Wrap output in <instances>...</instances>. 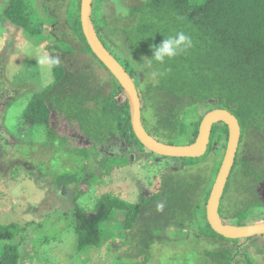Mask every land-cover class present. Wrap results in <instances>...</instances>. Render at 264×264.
<instances>
[{
  "label": "trees",
  "instance_id": "1",
  "mask_svg": "<svg viewBox=\"0 0 264 264\" xmlns=\"http://www.w3.org/2000/svg\"><path fill=\"white\" fill-rule=\"evenodd\" d=\"M101 3L102 0H94L93 3L95 13L92 20L97 34L110 53L120 64H124L132 79L134 75L140 78L139 73L142 75L144 69L129 60L126 48L129 47L136 58L149 64L147 58L153 55L152 47L159 45L165 36H174L182 31L192 38L191 49L163 65H149L153 72L158 73L155 81L140 78V86L134 81L141 99L142 123L158 141L169 145H187L196 140L203 119L197 113L198 108L204 107L207 112L226 109L235 115L241 126V140L221 202L238 176L248 179L254 200L235 215H225L221 205L219 211L225 223L230 224L237 219L236 225L251 224L248 219L252 218V208L264 202V193L259 190L264 184V169L259 172L253 166L264 163V0H147L130 8V14L125 18L130 21L127 25H120L121 18L116 17L113 29L105 14L100 21ZM33 9L30 0H8L4 15L28 35L45 33L51 36L54 24L44 28L34 27L31 22ZM49 14L55 22L59 20L55 12ZM65 19L66 26L79 40L82 52L89 56V63L97 62L110 73L85 39L81 0L68 1ZM55 41L54 49L75 53L73 44L65 39ZM51 67L53 81L31 97L23 119L31 127H44L47 144L59 141L60 145L55 143L53 150L66 147L81 162L79 172H62L52 179L60 192L75 185L76 198L88 190L85 179L94 175L86 172L92 157L98 155L105 172H112L133 162L136 159L134 152L143 153L148 149L134 132L129 102L111 73L113 89L107 92L103 87H93L87 72L69 70L56 57H52ZM228 135L225 124H216L204 156L195 159L163 157L174 165L162 171L157 177V184L148 192L139 189L137 204L105 193L91 211L74 205L70 219L77 234L78 251L102 246L107 234L103 224L111 221L117 211L126 212V218L120 223L131 231L144 210H152L158 215L153 217V227L143 232L142 253L146 256L145 260L151 246L178 240L173 237L178 232L179 239L186 238L196 227L199 232L192 231L195 237L218 241L216 247L203 251L201 259L204 262L235 264L236 255L240 254L245 258L242 264H255L248 251L253 246L255 254L262 253L263 246L254 242L258 236L248 239L253 243L239 252L236 247L240 239H227L217 234L207 220L205 208L222 160L212 169L210 185L201 191V194L205 193L204 202L197 200L194 203L192 189L198 185L184 176L196 165L208 162L220 141L224 140L226 148ZM21 230L16 224L0 223V240L11 242ZM18 247L7 244L0 252V264H19ZM134 259L137 260L132 257L130 261L134 262ZM188 261L190 264L196 262L192 256Z\"/></svg>",
  "mask_w": 264,
  "mask_h": 264
},
{
  "label": "rangeland",
  "instance_id": "2",
  "mask_svg": "<svg viewBox=\"0 0 264 264\" xmlns=\"http://www.w3.org/2000/svg\"><path fill=\"white\" fill-rule=\"evenodd\" d=\"M68 1L30 0L34 8L31 19L34 27L44 28L54 24L55 28L51 36L45 33L30 36L6 18L4 8L8 0H0V223L16 224L22 228L15 240H0V252L7 244L19 246V264H135L137 261L139 263L136 264H190L188 259L191 256L195 258L194 264H208L201 259L203 251L216 247L218 241L195 237L192 231L199 232L196 227L186 238L179 239L181 236L178 232L174 234L176 236L173 235L178 240L151 246L148 259L145 260L146 256L142 253L143 232L148 227H153V217L158 215L152 210H144L131 231L120 223L126 218V212L116 210L117 215L103 224L107 234L102 246L99 249L78 251L77 234L72 229L70 219L74 205L91 211L99 197L105 193L118 195L137 204L139 189L148 192L157 184L162 171L169 170L174 164L147 150L143 153L134 152L136 159L133 162L117 167L112 172H105L100 163L101 158L92 155L86 172L94 175L85 179L88 190L76 198L75 185L69 189H61L60 192L57 183L52 180L62 172H79L82 167L78 158L70 154L66 147L53 150L54 144H59V141L53 144L45 142L44 127H31L23 119V112L31 97L41 92L54 79L52 57L58 58L69 70L87 72L93 87H103L107 92L113 89L111 74L97 62L89 63V56L82 52L79 40L66 26L65 11ZM146 1L102 0L100 21L105 14L110 28L113 29L116 17L121 18L120 25H127L130 21L125 18L129 16L130 8ZM53 11L59 18L57 22L49 14L54 13ZM119 27L118 25L120 30ZM112 33L116 35L113 31ZM59 38L73 44L75 53H63L54 49L55 40ZM126 51L129 60L144 69L142 75L139 73L140 78L146 81L157 79V76L152 75L149 64L136 58L129 47ZM121 60L124 61L122 58ZM140 78L136 75L133 78L138 86L141 85ZM197 113L204 117L208 112L206 108L200 107ZM225 152V142L222 140L208 162L196 165L188 172L185 170L187 180L198 185L192 189L195 204L197 200L204 202L205 193L202 195L201 191L208 186L213 176L212 169L223 161ZM253 166L259 172L264 169V163ZM247 180L238 176L229 187L221 202L223 207L220 208L225 215L237 214L254 200V192L249 189ZM259 190L264 193V184ZM252 209V218L248 222H264V202ZM236 222L237 219H233L229 223L236 225ZM258 237L254 242L264 248V235ZM252 243L248 239H240L236 250L241 252ZM254 251L255 248L250 246L248 252L252 261L264 264V249L261 254H255ZM132 257H136L135 263L130 261ZM242 263H245V258L237 254L235 264Z\"/></svg>",
  "mask_w": 264,
  "mask_h": 264
},
{
  "label": "water",
  "instance_id": "3",
  "mask_svg": "<svg viewBox=\"0 0 264 264\" xmlns=\"http://www.w3.org/2000/svg\"><path fill=\"white\" fill-rule=\"evenodd\" d=\"M94 0H81V24L85 39L97 58L116 78L130 106L131 123L134 132L151 153L162 157L200 158L208 150L214 125L223 123L228 128V143L224 159L213 184L206 210L207 220L217 234L227 239H250L264 235V222L248 225L225 223L220 215L221 200L230 177L241 140V126L235 115L226 109H214L208 112L200 122L196 140L188 145H169L158 141L150 135L142 123L141 99L134 80L125 67L110 53L99 38L92 20Z\"/></svg>",
  "mask_w": 264,
  "mask_h": 264
},
{
  "label": "clouds",
  "instance_id": "4",
  "mask_svg": "<svg viewBox=\"0 0 264 264\" xmlns=\"http://www.w3.org/2000/svg\"><path fill=\"white\" fill-rule=\"evenodd\" d=\"M192 46H193L192 38L189 35H186L184 32L181 31V32L176 33L174 36H165V39L159 45H155L152 47L153 55L151 56V58H147V57L145 58H147L149 65H151L152 63L163 65L166 63V61H170L174 59L175 57H177L178 55L191 49ZM157 74L158 73L156 72L152 73L153 76H156Z\"/></svg>",
  "mask_w": 264,
  "mask_h": 264
}]
</instances>
